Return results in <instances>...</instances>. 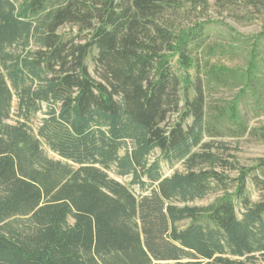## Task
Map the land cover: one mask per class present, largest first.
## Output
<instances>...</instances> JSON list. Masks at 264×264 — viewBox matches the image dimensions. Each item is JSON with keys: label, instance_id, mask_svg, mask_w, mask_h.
<instances>
[{"label": "trees", "instance_id": "obj_1", "mask_svg": "<svg viewBox=\"0 0 264 264\" xmlns=\"http://www.w3.org/2000/svg\"><path fill=\"white\" fill-rule=\"evenodd\" d=\"M187 3L207 0H0V264H264V158L229 177L204 141L264 111V58L210 102L232 81Z\"/></svg>", "mask_w": 264, "mask_h": 264}, {"label": "rangeland", "instance_id": "obj_2", "mask_svg": "<svg viewBox=\"0 0 264 264\" xmlns=\"http://www.w3.org/2000/svg\"><path fill=\"white\" fill-rule=\"evenodd\" d=\"M18 6H21L26 0H13ZM190 10L189 3L186 4L179 21L190 24V22H206L210 26L209 46L197 51L198 59L204 66L215 65L224 67L229 73V79L232 81L231 87L221 88L212 87L213 90L210 102L227 103L234 100L237 93H241L246 80V70L250 60V52L253 50L262 60L264 58V0H207L204 8H198L197 11ZM65 28L63 31H68ZM74 30V29H72ZM207 44V45H208ZM227 47L235 53L226 54L224 51L213 49ZM88 66L91 75L94 77V68L90 61ZM178 68V67H177ZM259 74L264 84V70L260 69ZM250 109L251 103L248 102ZM242 109V107H241ZM242 109V114L244 115ZM247 112V111H246ZM43 118L38 114L34 120L32 128L35 129L39 120ZM245 130L243 133H229L222 136L205 138V142H212L211 152L216 153L225 163V166L217 167L222 174L235 177L237 171L233 168H247L253 166L255 162L264 158V111L255 114L253 111L243 119ZM48 157L58 159L57 155L43 147ZM159 157V152L155 151L150 160ZM161 172L164 177L172 173L184 171L181 162L172 165L160 160ZM111 178L127 184L129 178H120L114 174H109ZM134 192L138 193L137 187ZM248 190L253 201H264V190H257L249 183ZM222 192L217 191L210 194L201 201L189 205L203 206L211 203Z\"/></svg>", "mask_w": 264, "mask_h": 264}]
</instances>
